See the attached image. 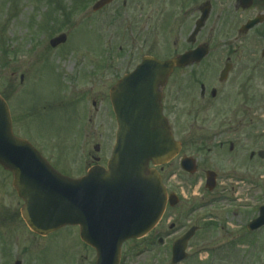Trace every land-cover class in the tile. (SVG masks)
I'll use <instances>...</instances> for the list:
<instances>
[{"label":"rangeland","instance_id":"374dc122","mask_svg":"<svg viewBox=\"0 0 264 264\" xmlns=\"http://www.w3.org/2000/svg\"><path fill=\"white\" fill-rule=\"evenodd\" d=\"M96 1L0 0V95L9 105L13 133L43 149L51 165L72 179L84 176L86 161L90 164L91 157L106 160L116 126L102 95L110 81L125 73L123 58L129 52H141L142 41L150 42L155 25L153 11L162 13L163 18L171 10L177 14L181 10L178 2L170 7L172 0H156L140 13L135 7L139 0H133L127 13L131 19L124 23L120 2L95 14L91 6ZM84 3L86 17L79 13ZM149 11L151 18L147 20ZM170 23V17H164L160 25L156 23L160 26L155 39L159 56H171L187 46L188 21L185 17L175 21L173 29ZM128 24L132 26V40L124 42L123 36L126 39L129 35ZM61 33L67 36L66 44L51 49L49 40ZM232 42L214 35L208 46L216 51ZM118 47H122L119 55ZM111 56L114 69L103 75L102 69ZM88 75L96 77L92 88L86 81ZM99 80L103 83H97ZM172 90L168 87L166 95ZM175 109L178 128L189 127L192 120L187 118L185 99H179ZM256 127V150H264V117L256 119ZM95 147L99 152L94 151ZM256 171L252 184L235 185L238 189L234 197L239 200L236 217L223 198L232 197L233 183L220 184L211 194L203 187L198 190V183L189 189L182 180H172L167 184L170 190L185 192L188 198L182 212L170 213L159 227L157 235L164 239V246L156 244L152 252L136 257L129 251H139L148 241L157 242V237L126 244L123 251L128 257L124 264H170V246L176 234L171 235L167 222L173 214L181 217L188 210V220L201 231L188 245L190 256L182 264H264V228L245 235V226L264 205V162L257 163ZM11 182L12 176L0 168V264H95V253L80 241L77 228L66 227L45 238L35 236L21 219L22 202ZM180 221L186 223L183 217ZM208 223L210 227L206 228ZM168 235L171 237L165 239Z\"/></svg>","mask_w":264,"mask_h":264},{"label":"water","instance_id":"95a60500","mask_svg":"<svg viewBox=\"0 0 264 264\" xmlns=\"http://www.w3.org/2000/svg\"><path fill=\"white\" fill-rule=\"evenodd\" d=\"M109 1L101 0L94 10ZM65 40L62 35L50 45ZM192 55L166 62L144 59L115 86L111 102L118 131L112 160L107 170L95 167L80 180L60 175L26 141L13 136L8 107L0 98V165L13 175V187L24 202L20 213L32 232L46 236L78 226L81 241L96 250V264H118L121 244L154 228L166 207V193L147 166L165 164L179 150L162 115L160 90L174 68L198 61ZM261 226L264 207L249 230ZM191 235L173 247V263L184 258Z\"/></svg>","mask_w":264,"mask_h":264},{"label":"flooded vegetation","instance_id":"af4514ba","mask_svg":"<svg viewBox=\"0 0 264 264\" xmlns=\"http://www.w3.org/2000/svg\"><path fill=\"white\" fill-rule=\"evenodd\" d=\"M116 1L120 2L121 12L128 11L134 3L133 0H114L112 3ZM157 1L161 3L162 0ZM177 2L180 3V13L171 10L164 17H170L171 23L185 17L188 21L186 27L189 28L185 41L187 46L166 58L156 54L158 49L155 39L160 28L156 23H163L164 17L161 18L162 13L159 15L160 12L156 13L155 10L151 40L147 43L142 41L141 52H129L123 58L125 73L132 71L144 57L169 59L194 52L198 46L208 45L209 38L214 35L233 42L216 51L208 46L207 56L199 63L175 69L169 76L162 95L163 113L181 149L174 160L157 170L164 183L182 180L202 186L209 178L216 183V188L211 194L217 191L218 185L226 182L252 184L257 177V163L264 162V150H256V119L264 117V0H172L170 7ZM152 3H156V0H139L138 6L135 7L143 13L144 8H151ZM145 17L150 20L151 12ZM203 17L204 24L197 30L199 19ZM251 22L257 24L246 29ZM135 40L133 39L132 45ZM236 43L242 46H235ZM152 49L155 53H151ZM107 61L109 64L105 63L103 75L105 71L114 69L113 56ZM117 80L118 78L110 81L102 95L109 106V93ZM97 83L102 84L103 81L99 80ZM170 86L173 90L166 95ZM179 99H185L187 118L192 120V124L183 129L178 128L174 118L175 103ZM183 158L195 161V173L190 174L181 169ZM210 173L214 174V180L208 177ZM231 193H234L233 186ZM172 195L177 197L170 201L174 206L168 208L159 227L171 212H182L183 206L186 205L184 200L188 197L185 192L176 193L169 190L168 196ZM223 198L232 207L229 211L231 215L238 216L236 199L228 196ZM188 212L189 210L185 213ZM181 217L173 214L167 222L170 230L174 231L173 235L176 234L174 241L185 233L186 223L191 224L190 221L181 224ZM196 227L198 232L201 231Z\"/></svg>","mask_w":264,"mask_h":264}]
</instances>
